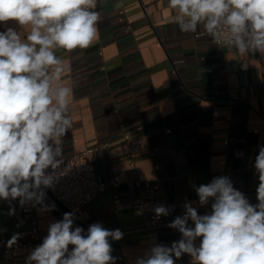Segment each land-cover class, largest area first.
Returning <instances> with one entry per match:
<instances>
[{
  "label": "crops",
  "instance_id": "crops-1",
  "mask_svg": "<svg viewBox=\"0 0 264 264\" xmlns=\"http://www.w3.org/2000/svg\"><path fill=\"white\" fill-rule=\"evenodd\" d=\"M95 10L101 20L93 44L71 53L56 50L67 65L61 83L72 90L73 128L63 138L64 159L107 143L90 160L115 184L85 205L79 222L85 230L96 222L120 229L124 236L111 241L113 253L135 264L153 244L170 246L180 238L167 225L181 215L186 200L198 207L194 189L213 177L229 176L250 203H258L253 165L264 145V55L221 49L211 36L199 34L201 27L182 32L167 0H103ZM133 137L144 146L128 151L126 140ZM235 149L243 154L236 156ZM136 178L158 181L157 197L177 205L159 230L136 207L135 198L146 193L142 185L129 184ZM13 205L15 214L9 215L8 202L0 201V233L9 241L20 233L17 240L27 245L0 264H25L35 248L29 216L18 201ZM210 210V204L198 207L200 214ZM36 216L40 244L56 215L37 208ZM176 264H192L191 257L185 254Z\"/></svg>",
  "mask_w": 264,
  "mask_h": 264
},
{
  "label": "clouds",
  "instance_id": "clouds-1",
  "mask_svg": "<svg viewBox=\"0 0 264 264\" xmlns=\"http://www.w3.org/2000/svg\"><path fill=\"white\" fill-rule=\"evenodd\" d=\"M103 0H0V201L21 207L46 204V189L64 164L63 138L73 128L70 87L61 83L67 65L56 54L89 48L98 35ZM173 22L185 33L201 27L215 46L240 56L264 55V0H167ZM14 22V26H9ZM26 30L22 38L21 32ZM254 169L256 198L250 203L229 176L213 177L195 187L200 214L193 202L183 203V215L167 226L180 238L170 246L153 244L135 264H176L185 254L193 264H264V145ZM157 219L172 207L153 208ZM74 212L49 224L47 235L33 248L25 264H117L111 241L124 233L99 222L85 230L75 225ZM20 233L13 235L9 245ZM199 239V244L197 240ZM71 246V247H70Z\"/></svg>",
  "mask_w": 264,
  "mask_h": 264
},
{
  "label": "built area",
  "instance_id": "built-area-1",
  "mask_svg": "<svg viewBox=\"0 0 264 264\" xmlns=\"http://www.w3.org/2000/svg\"><path fill=\"white\" fill-rule=\"evenodd\" d=\"M199 34H207L204 30ZM228 141L225 139V143ZM107 143H100L94 146L88 147L78 152H74L69 158L64 159V164L57 170V180L51 189H46V204H55V210L49 213L56 215V220H60L63 214L66 212H74L76 216L75 225L81 226L79 220L82 218V214L85 205L95 198L100 192H102L109 185H114L115 182L111 180H105L97 173L92 164L91 156L94 151L106 147ZM126 146L128 151L144 146V140L141 137L128 138L126 140ZM234 154L241 156L243 154L241 149H235ZM225 160H222L224 163ZM131 164H133L131 162ZM159 164L155 163L154 168L158 169ZM137 186H143L146 193L139 195L135 198L136 207L149 216V225L159 230L161 227V220L164 217L156 218L153 208L157 205L171 206L172 209L176 208L173 202L162 200L157 197L156 191L159 188V182L151 179L136 178L129 182ZM117 199V194L115 195ZM19 209L29 216L30 229L29 236L31 238V245L36 247L39 245L40 233L38 220L36 216V209L40 208L39 205L32 207L31 205H25L21 207L18 203ZM181 215L184 213L183 206L180 205ZM205 207H199L204 209ZM27 245V242L16 240L15 243L9 245V240L0 233V260H11L18 254L19 247ZM117 257V264H127L117 253H112Z\"/></svg>",
  "mask_w": 264,
  "mask_h": 264
}]
</instances>
